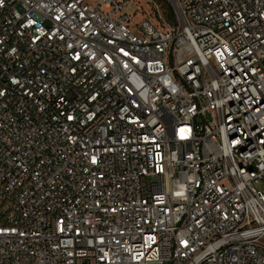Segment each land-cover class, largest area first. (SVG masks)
Wrapping results in <instances>:
<instances>
[{"label": "built area", "instance_id": "2783aa9c", "mask_svg": "<svg viewBox=\"0 0 264 264\" xmlns=\"http://www.w3.org/2000/svg\"><path fill=\"white\" fill-rule=\"evenodd\" d=\"M168 1L0 0V264H264V0Z\"/></svg>", "mask_w": 264, "mask_h": 264}, {"label": "trees", "instance_id": "16d2710c", "mask_svg": "<svg viewBox=\"0 0 264 264\" xmlns=\"http://www.w3.org/2000/svg\"><path fill=\"white\" fill-rule=\"evenodd\" d=\"M162 8L166 18L169 21H174L176 19V14L173 5L168 0H155Z\"/></svg>", "mask_w": 264, "mask_h": 264}, {"label": "rangeland", "instance_id": "374dc122", "mask_svg": "<svg viewBox=\"0 0 264 264\" xmlns=\"http://www.w3.org/2000/svg\"><path fill=\"white\" fill-rule=\"evenodd\" d=\"M94 1H99V0H94ZM144 13L145 12H142V10H140V11H138L136 14H135V17H134V21H140L142 18H143V16H144ZM260 188H262V189H264V182L263 183H261V184H259L258 185Z\"/></svg>", "mask_w": 264, "mask_h": 264}]
</instances>
